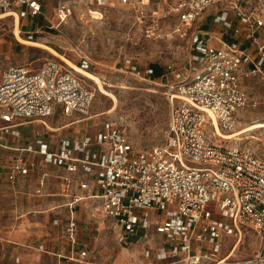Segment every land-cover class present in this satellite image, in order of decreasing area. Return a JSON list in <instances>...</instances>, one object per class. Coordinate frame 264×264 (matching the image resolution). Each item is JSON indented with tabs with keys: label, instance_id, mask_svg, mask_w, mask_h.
<instances>
[{
	"label": "built area",
	"instance_id": "1",
	"mask_svg": "<svg viewBox=\"0 0 264 264\" xmlns=\"http://www.w3.org/2000/svg\"><path fill=\"white\" fill-rule=\"evenodd\" d=\"M51 1L0 0V12L14 16L20 24L45 15ZM151 1L159 6L153 11V21L161 17L177 21L171 27L158 26V31L152 27L147 35L191 41L188 68L168 63L157 77L172 75L162 82L170 105L164 141L150 150L136 149L122 124L106 120L95 134L77 142L61 136L54 146L39 130L25 150L65 167L61 187L71 196L72 207L94 188L89 196L112 219L119 242L129 244L137 235H158L155 264H220L223 234L240 240L244 226L254 229L262 241L249 262L264 264V158L248 147L222 143L217 132L218 128L234 130L242 111L264 106V96L256 97L243 86L245 77L264 73V10L253 8L255 0L89 3L103 8L102 13L117 4L142 10ZM56 9L65 16V0ZM209 18L222 29H202ZM64 61L48 58L35 69L18 64L3 69L0 136L20 135V126L28 121H39L50 129L47 117L57 109L93 116L94 91L85 76ZM78 65L90 68L87 59ZM129 68L141 78L156 79L153 67L142 69L131 63ZM31 165L18 157L10 165L9 178L28 173ZM65 230L75 242L78 220L72 217ZM87 256V248L80 250V259Z\"/></svg>",
	"mask_w": 264,
	"mask_h": 264
},
{
	"label": "rangeland",
	"instance_id": "2",
	"mask_svg": "<svg viewBox=\"0 0 264 264\" xmlns=\"http://www.w3.org/2000/svg\"><path fill=\"white\" fill-rule=\"evenodd\" d=\"M59 1L52 0L45 10V15L26 19L20 24L12 15L0 16V81L3 69L11 65H25L35 69L48 58L63 60L60 55L36 42L53 47L77 65L78 62L87 59L90 63L88 70L99 74L105 81L107 89L116 98L104 93L94 80L83 75L87 85L95 93L91 107V114L95 115L70 125L69 129L81 134L87 128L94 130L102 126L104 121L112 120L126 128L136 149L150 150L153 146L161 144L166 136L170 113V105L162 82L166 78L171 79L172 75L167 74L162 79L156 78L152 81L131 72L129 65L134 63L144 69L157 64L165 72L166 65L174 63L184 70L187 69L191 53L189 38L166 40L147 35L152 27L158 31V26H174L177 18L161 17L157 22L153 21V11L159 8L156 1L143 5L142 10L132 5L117 4L100 13V9L103 8L91 5L89 0H65L67 14L60 16L56 9ZM253 8L264 10V0H255ZM16 23L24 39L36 42L20 40L15 33ZM65 64L70 67L67 62ZM243 86L252 95L262 98L264 73L258 72L245 77ZM75 118L55 112L53 116L47 117V122L51 125H60ZM257 121H264L262 105L242 111L236 128L226 130L224 133L249 127ZM41 124L36 122L24 126L22 131L31 130L32 126L36 131L42 130ZM238 137L240 138H221V142L226 145L248 147L264 158V127L249 129ZM14 152L13 149L0 147V210L1 212L5 209L14 210L8 214L0 213V221L3 217L13 229L17 219H20L19 216H24L22 221L27 223L26 243L37 246L42 242L44 248L49 250L53 243L57 242L56 239L63 235L52 228L51 208L55 201L51 196L40 198L29 188L23 190L25 197L22 200L10 198L9 195L17 192L15 189L19 188L17 184L15 187L8 182L1 170L7 161H11ZM51 190L52 188L47 191ZM98 205L96 203L84 205L78 211L81 228L79 238L90 246L88 262L63 264H155L157 246L161 241L158 235L155 234L154 237L137 235L131 238L129 244H123L118 240L117 229L112 219ZM213 215L221 218L219 213ZM222 242L223 248L219 258L224 261L220 264H263L249 262L262 245L260 236L250 226L243 227L240 240L224 233ZM30 256L33 259V254Z\"/></svg>",
	"mask_w": 264,
	"mask_h": 264
},
{
	"label": "crops",
	"instance_id": "3",
	"mask_svg": "<svg viewBox=\"0 0 264 264\" xmlns=\"http://www.w3.org/2000/svg\"><path fill=\"white\" fill-rule=\"evenodd\" d=\"M208 20L203 21L202 26L206 27H203L202 29L211 28L216 31H220L222 29V27L218 24H212L210 18ZM236 21L239 24V21ZM242 34L243 32L240 29L238 35L242 36ZM244 42L245 44H247L246 41ZM55 112H60L69 118H76L72 121H69L68 123H61L60 125H51L47 122L50 129L43 125L42 131L44 133V137L46 140L51 142L53 146L61 136L69 137L73 140V142H77L86 134H95L100 128L99 127L94 130H89L87 128L83 133L79 134L78 132L70 130V125L82 120L90 119L95 114H93V116L91 117H84L78 112L66 114L61 109H57L51 115L53 116ZM36 122L39 123V121H28L20 126L21 133L18 136L11 134L0 136V147H2L3 149L15 150L11 161H7V163H5L4 168L1 170V172L2 174H4L8 182L14 184L15 187L16 184L18 185L17 187L19 188V190L16 188L15 190H17V192L11 193L9 195L10 198H13L15 200H22L25 197L24 193L28 188L30 189V191L33 190L35 194L40 198L45 196H51V198H53L55 204L51 208L52 228L54 231L62 232L63 235H61V237H58L56 239L57 242H54L51 248L48 250L44 248V243L42 242H39L37 246L34 244L26 243V241L28 240L27 234L25 233V230H27V223H25V221H22V218L24 216H19L20 219H17L18 221L16 222V225L13 227V229L8 224V221H4L3 217H1L0 264H63L64 262H88L90 257V246L88 245V243H86L85 241H81L79 238V232L81 229L80 225L79 230L76 232L75 242L72 241L71 236L66 232L65 226L72 217H75L77 220H79L78 211L82 208V206L93 204L95 199L89 195H92V193H94V188L85 191L84 194L87 197L81 200L75 207H72L69 204L71 196L65 194L62 191L61 187V176L65 173V167L48 163L44 159V156H42L41 154L25 150L26 146L34 141V137L37 131L32 126L31 130L23 132L22 127L33 125ZM18 157H23L26 161L30 162V164L32 163V165L28 173L19 174L16 179L11 180L8 174L9 168L11 163ZM51 188L52 190L50 192L47 191ZM10 211L14 212L13 209H5L3 210V212H1L0 210V213L8 214L10 213ZM84 248L88 249V256L84 259H80L79 252ZM42 251H45L49 254H44V252ZM31 254H33V259H31Z\"/></svg>",
	"mask_w": 264,
	"mask_h": 264
},
{
	"label": "bare ground",
	"instance_id": "4",
	"mask_svg": "<svg viewBox=\"0 0 264 264\" xmlns=\"http://www.w3.org/2000/svg\"><path fill=\"white\" fill-rule=\"evenodd\" d=\"M4 15H8L7 13H4V14H0V16H4ZM18 20V19H17ZM17 24V23H16ZM15 33H16V36L22 40V41H25V42H36V41H31V40H28V39H24L21 34H20V29L18 27V24L16 25L15 27ZM36 43H39L41 44V46H44L50 50H52L53 52H55L56 54L60 55L67 63H69L73 68H75L78 72H80V74L94 80L99 88L106 94L108 95H111L113 97L116 98V96L109 90L107 89L108 87H106V83L105 81L101 78V76L95 72H92L88 69H85L83 67H81L80 65H77L76 63H74L73 61H71L69 58L65 57L64 55L60 54L57 50H55L53 47L45 44V43H40V42H36ZM259 127H264V121H257L255 123H253L251 126L249 127H246V128H243V129H240V130H237L235 132H232V133H228V134H225L224 131L220 128H218L217 132L218 134H220V136H222L223 138H240L238 137L242 132H245L249 129H253V128H259ZM237 245V244H236ZM224 261V259L222 260V262Z\"/></svg>",
	"mask_w": 264,
	"mask_h": 264
},
{
	"label": "trees",
	"instance_id": "5",
	"mask_svg": "<svg viewBox=\"0 0 264 264\" xmlns=\"http://www.w3.org/2000/svg\"><path fill=\"white\" fill-rule=\"evenodd\" d=\"M153 68H154V73L152 74L153 77L157 78L163 75V70L160 66H158L157 64H153Z\"/></svg>",
	"mask_w": 264,
	"mask_h": 264
}]
</instances>
